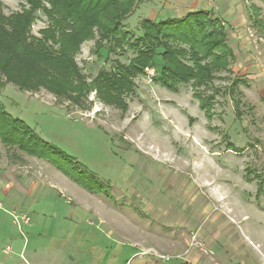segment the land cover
Returning <instances> with one entry per match:
<instances>
[{
  "label": "rangeland",
  "instance_id": "374dc122",
  "mask_svg": "<svg viewBox=\"0 0 264 264\" xmlns=\"http://www.w3.org/2000/svg\"><path fill=\"white\" fill-rule=\"evenodd\" d=\"M22 4L0 0L4 16ZM192 11L220 19L234 54L230 71L205 90H218L210 121L189 85L174 93L154 83L160 58L134 80L126 111L100 102L94 92L74 105L0 78L6 111L72 157L75 178L88 188L0 142V264H264V3L137 0L124 28L139 37L143 19ZM36 16L30 30L39 37L48 21L43 12ZM97 40L81 43L75 55L88 81L133 57L112 54L108 45L95 53ZM233 78L242 81L239 107L227 91ZM7 182L24 186L19 197L14 190L2 194ZM23 216L26 225H20Z\"/></svg>",
  "mask_w": 264,
  "mask_h": 264
},
{
  "label": "trees",
  "instance_id": "16d2710c",
  "mask_svg": "<svg viewBox=\"0 0 264 264\" xmlns=\"http://www.w3.org/2000/svg\"><path fill=\"white\" fill-rule=\"evenodd\" d=\"M22 1L20 10L9 16H4L0 5L2 84H11L26 92L44 89L74 105H81L94 92L100 102L126 111L125 97L133 94L134 80L143 76L146 69H152L155 60L160 58L154 83L174 93L180 86L189 85L205 119H212L218 90L204 95L205 90L219 73L230 71L234 54L224 25L210 11L188 12L181 18L163 21L143 19L139 23L140 36L133 37L125 30L124 22L133 13L137 0ZM37 12H43L48 21L39 31V37L33 36L30 30L37 21ZM253 16L258 23L255 9ZM94 37L98 38L95 53L108 45V52L112 54L130 52L133 57L127 65L116 63L115 69L100 70L88 81L75 63V55L81 43ZM240 83L241 80L233 78L227 89L234 107H239L235 94ZM0 142L7 150L49 162L88 189L83 179L77 180L73 174L75 160L41 140L22 120L9 114L1 101ZM230 145L227 144L229 150ZM81 173L98 180L86 170ZM99 185L105 186L101 182Z\"/></svg>",
  "mask_w": 264,
  "mask_h": 264
},
{
  "label": "crops",
  "instance_id": "0c3cea01",
  "mask_svg": "<svg viewBox=\"0 0 264 264\" xmlns=\"http://www.w3.org/2000/svg\"><path fill=\"white\" fill-rule=\"evenodd\" d=\"M200 7V6H199ZM198 7V8H199ZM205 8V7H204ZM193 12V11H192ZM195 12V11H194ZM183 17V16H182ZM5 179H6V177H5ZM31 185V187H30V189L32 190V189H34V188H36V184L35 183H31L30 184ZM16 188H15V187ZM21 188L24 190V186L21 184V183H11V182H7V184H5V187L4 188H2L1 189V192H2V194L3 195H5V196H7V195H9L13 190L16 192L15 194L19 197V195H20V193H21ZM25 192V191H24ZM12 197V199L13 200H15L16 199V197L13 195V196H11ZM10 252H12V251H10ZM9 252V253H10Z\"/></svg>",
  "mask_w": 264,
  "mask_h": 264
},
{
  "label": "built area",
  "instance_id": "2783aa9c",
  "mask_svg": "<svg viewBox=\"0 0 264 264\" xmlns=\"http://www.w3.org/2000/svg\"><path fill=\"white\" fill-rule=\"evenodd\" d=\"M151 75H153V72H151ZM29 223V219L26 217V216H23L21 219H20V225H26ZM11 251V248L10 247H6L5 249V252L6 253H9Z\"/></svg>",
  "mask_w": 264,
  "mask_h": 264
}]
</instances>
